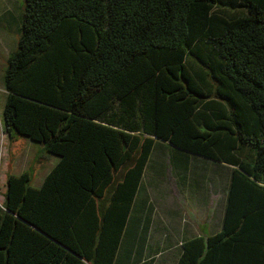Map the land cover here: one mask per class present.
I'll use <instances>...</instances> for the list:
<instances>
[{
	"label": "trees",
	"instance_id": "16d2710c",
	"mask_svg": "<svg viewBox=\"0 0 264 264\" xmlns=\"http://www.w3.org/2000/svg\"><path fill=\"white\" fill-rule=\"evenodd\" d=\"M21 7L1 120L58 160L39 186L6 176L0 264H112L155 138L233 167L222 228L177 264H264V0Z\"/></svg>",
	"mask_w": 264,
	"mask_h": 264
},
{
	"label": "crops",
	"instance_id": "0c3cea01",
	"mask_svg": "<svg viewBox=\"0 0 264 264\" xmlns=\"http://www.w3.org/2000/svg\"><path fill=\"white\" fill-rule=\"evenodd\" d=\"M155 139L112 264H177L185 253V245L191 248L193 239L201 238L204 248H208L206 238L216 234L225 220L232 165L177 152L164 140ZM51 159L49 167L58 157L56 162ZM47 173H43L42 181ZM117 175L116 172L115 178ZM104 195L101 202L95 201L100 218L98 205L104 209L111 201L109 192ZM122 206L123 203L116 204L115 208ZM240 222L242 220L237 222L238 227L233 232H240ZM255 230L249 234L254 239L228 240L222 252L228 249H236V254L253 252L252 241L258 238ZM198 243L193 246H200Z\"/></svg>",
	"mask_w": 264,
	"mask_h": 264
},
{
	"label": "rangeland",
	"instance_id": "374dc122",
	"mask_svg": "<svg viewBox=\"0 0 264 264\" xmlns=\"http://www.w3.org/2000/svg\"><path fill=\"white\" fill-rule=\"evenodd\" d=\"M22 0H0V202L4 198L6 176L18 174L30 168V185L42 182L44 172H49L52 159L57 157L47 153L40 142L12 132L11 137L4 131L1 113L7 92L3 87V71L9 53L14 49L19 35ZM212 162L206 164L211 165ZM55 165V164H54ZM53 165V166H54ZM43 172V173H42Z\"/></svg>",
	"mask_w": 264,
	"mask_h": 264
}]
</instances>
